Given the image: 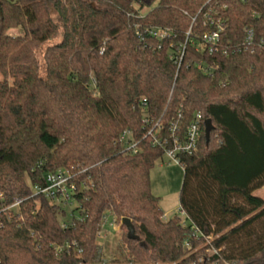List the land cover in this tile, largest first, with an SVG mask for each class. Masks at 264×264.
I'll list each match as a JSON object with an SVG mask.
<instances>
[{
	"label": "trees",
	"instance_id": "16d2710c",
	"mask_svg": "<svg viewBox=\"0 0 264 264\" xmlns=\"http://www.w3.org/2000/svg\"><path fill=\"white\" fill-rule=\"evenodd\" d=\"M246 27L264 41V0H0V208L24 198L0 211V264H264V48H239ZM198 112L214 129L178 155L186 220L167 218L151 189L166 147L143 119L171 142ZM58 169L93 183L69 219L32 189ZM109 215L135 235L121 224L113 259L97 236ZM66 241L81 255L56 253Z\"/></svg>",
	"mask_w": 264,
	"mask_h": 264
},
{
	"label": "built area",
	"instance_id": "2783aa9c",
	"mask_svg": "<svg viewBox=\"0 0 264 264\" xmlns=\"http://www.w3.org/2000/svg\"><path fill=\"white\" fill-rule=\"evenodd\" d=\"M222 30V24L218 23V28L216 30L206 33L203 36V40L210 46V50H214L215 47H217L220 39V32ZM148 31L150 34L160 38L169 34L168 29L160 27L150 28ZM239 48L253 53L264 48V41L261 40L260 42H257L255 40L254 30L252 28L246 27L245 37ZM178 51L179 58L181 60L184 50L179 49ZM198 67L203 68L206 72L209 71L203 66L202 63H199ZM143 122L148 130L147 134L153 140V144L165 146V155L168 157L179 161L178 155L180 153L192 154L193 152L197 151L201 135V127L202 123H204L199 112L195 114V117L187 127L183 138L176 133L177 126L175 124L170 127L169 132L171 142L168 140V137H162L159 135L162 131V124L160 121L152 124L148 118H144ZM123 136L126 140L127 148L133 152H136L138 148L137 143L132 140L130 130H126L123 133ZM88 185L93 186V183L89 180L88 182H81L78 184L75 180L74 174L70 173L68 169H58L53 172H47L42 177H38V181L32 185V189L34 195H43L48 198L51 203L57 205L60 208L66 209L67 206L75 205L76 208L79 205V202L76 199V194L78 191H81V189L87 187ZM2 198L3 194L1 193L0 200ZM23 201V197L16 196L11 204L1 206L0 211L6 213L8 212L10 214L12 210H19ZM10 216L11 215H9V217ZM110 225L116 227L119 230L121 227V220L117 221L115 218V220L112 221ZM63 226H67V224L64 223ZM97 236L99 239L104 238L102 229L98 231ZM54 249L56 253L76 251L78 255H81L83 252V249L79 247L75 241H66L62 244H56Z\"/></svg>",
	"mask_w": 264,
	"mask_h": 264
},
{
	"label": "rangeland",
	"instance_id": "374dc122",
	"mask_svg": "<svg viewBox=\"0 0 264 264\" xmlns=\"http://www.w3.org/2000/svg\"><path fill=\"white\" fill-rule=\"evenodd\" d=\"M12 34H22L23 29L17 28L11 30ZM38 59L41 60L42 56L40 53L37 55ZM153 179V190L154 192L162 197L161 207L166 213L167 217H173L179 215L183 220H186L184 212L180 209V190L184 178V169L179 161H176L167 155L163 156L151 171ZM255 195L264 198V186L255 190ZM67 219L71 218L72 215L77 216L78 211L75 210V205L66 207ZM115 217L109 215L106 218L105 223L102 227V232L104 238L100 241L104 246L103 255L107 259H113L120 256L119 252V242L121 241V236L123 229H117L110 225Z\"/></svg>",
	"mask_w": 264,
	"mask_h": 264
},
{
	"label": "water",
	"instance_id": "95a60500",
	"mask_svg": "<svg viewBox=\"0 0 264 264\" xmlns=\"http://www.w3.org/2000/svg\"><path fill=\"white\" fill-rule=\"evenodd\" d=\"M52 1H54V0H47L48 3H51ZM204 125H205V138H206V142L208 143L210 140L211 132L214 129V125H213V122L210 118H208L204 121ZM121 224L126 227V229L128 231V237L129 238H135L134 225H133L131 219L124 217L121 219Z\"/></svg>",
	"mask_w": 264,
	"mask_h": 264
},
{
	"label": "crops",
	"instance_id": "0c3cea01",
	"mask_svg": "<svg viewBox=\"0 0 264 264\" xmlns=\"http://www.w3.org/2000/svg\"><path fill=\"white\" fill-rule=\"evenodd\" d=\"M151 171H152V170H151ZM151 189H152V192H153L154 195L159 196V195H157V194L154 192V190H153V179H152V175H151ZM159 197L161 198V201H162V197H161V196H159ZM164 216L167 217L165 212H164ZM167 218H168V217H167Z\"/></svg>",
	"mask_w": 264,
	"mask_h": 264
}]
</instances>
